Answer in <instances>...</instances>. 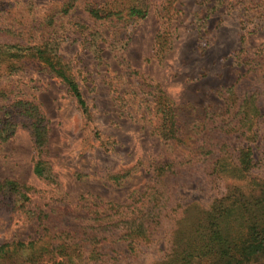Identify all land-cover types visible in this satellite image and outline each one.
Segmentation results:
<instances>
[{
    "label": "rangeland",
    "instance_id": "rangeland-1",
    "mask_svg": "<svg viewBox=\"0 0 264 264\" xmlns=\"http://www.w3.org/2000/svg\"><path fill=\"white\" fill-rule=\"evenodd\" d=\"M60 2L0 0L5 4L0 31L23 32L17 40L31 45L44 39L55 44L90 111L85 118L60 80L45 71H0V89L14 92L7 100L0 94V107L32 101L48 127L43 178L34 173L37 152L26 118L18 119L14 135L0 145V182L30 189L26 210L0 196V245L40 239L26 211L48 213L58 203L82 197L131 204L134 193L148 186L151 164L161 152L149 87L177 104L222 109L217 92L231 87L245 71L243 63L264 47V0H149L146 18L127 30L95 22L83 0L61 16ZM35 20L43 22L39 31L32 29ZM164 31L169 33L168 50L157 56L156 38ZM4 36L12 37L6 42L15 41ZM245 45L246 54L237 60L235 54ZM258 153L263 164L257 173L264 179V147ZM135 166L139 172L121 187L107 179ZM194 187L188 186L179 199L207 206L213 195H201ZM159 255L149 251L138 264H158Z\"/></svg>",
    "mask_w": 264,
    "mask_h": 264
},
{
    "label": "trees",
    "instance_id": "trees-1",
    "mask_svg": "<svg viewBox=\"0 0 264 264\" xmlns=\"http://www.w3.org/2000/svg\"><path fill=\"white\" fill-rule=\"evenodd\" d=\"M78 4L62 0L58 13L68 15ZM83 5L95 22L127 30L146 18L149 0H83ZM4 7L0 3V11ZM41 23L33 21L32 29L39 31ZM4 34L15 41H4L10 38ZM22 34L0 31V71H45L60 80L89 118L83 93L55 44L49 39L24 43L17 40ZM168 44L169 33H159L157 56L167 52ZM245 47L235 54L237 60L246 54ZM249 59L236 82L217 92L222 109L177 104L149 87L153 133L161 152L151 164L145 191L134 193L126 205L82 197L58 203L52 212L26 211L40 239L0 245V264H138L152 250L160 254L158 264H264V179L257 173L263 164L258 152L264 147V47ZM0 94L14 96L9 88H1ZM20 118L30 122L37 152L34 173L43 178L48 127L38 104L17 100L1 105L0 145L14 135ZM138 172L135 166L107 179L121 187ZM191 185L201 195H213L212 201L207 206L181 201ZM29 193L15 181L0 182V196L23 210Z\"/></svg>",
    "mask_w": 264,
    "mask_h": 264
}]
</instances>
